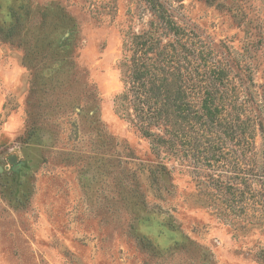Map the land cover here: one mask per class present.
<instances>
[{
  "label": "rangeland",
  "instance_id": "374dc122",
  "mask_svg": "<svg viewBox=\"0 0 264 264\" xmlns=\"http://www.w3.org/2000/svg\"><path fill=\"white\" fill-rule=\"evenodd\" d=\"M0 264H264V0H0Z\"/></svg>",
  "mask_w": 264,
  "mask_h": 264
},
{
  "label": "trees",
  "instance_id": "16d2710c",
  "mask_svg": "<svg viewBox=\"0 0 264 264\" xmlns=\"http://www.w3.org/2000/svg\"><path fill=\"white\" fill-rule=\"evenodd\" d=\"M160 6L159 3L155 4V7ZM167 14L164 13L163 18L166 20ZM166 28L170 27L175 30L174 26L171 23L164 24ZM159 39L153 34H142V35H134L130 40V49L132 50L131 57L127 64V77L128 82L130 84L128 88V92L131 94V102L135 108V112H137L136 118L138 121L143 124V127L140 126L144 133L149 132V126L152 125V122L159 117L158 109L152 106V102L154 105L157 104L156 100L162 96H165L164 101L166 103H170V91L173 82L168 83L163 78H155L156 81H159L161 84H156L154 81H150L149 78L154 76L151 75L148 71L149 57L146 53H148L153 48L155 49V55H159L158 48ZM180 93V92H179ZM174 97L177 98V94L172 93ZM128 93L123 94L121 96L122 99H127ZM151 99L153 101H151ZM168 101V102H167ZM174 105V104H173ZM182 107L177 104L174 107ZM209 111V106H205ZM183 109V108H182ZM210 113V111L208 112ZM154 138V143L156 147L159 145V135H155L151 133Z\"/></svg>",
  "mask_w": 264,
  "mask_h": 264
},
{
  "label": "bare ground",
  "instance_id": "6f19581e",
  "mask_svg": "<svg viewBox=\"0 0 264 264\" xmlns=\"http://www.w3.org/2000/svg\"><path fill=\"white\" fill-rule=\"evenodd\" d=\"M10 159H11V161H14L15 157H11Z\"/></svg>",
  "mask_w": 264,
  "mask_h": 264
},
{
  "label": "water",
  "instance_id": "95a60500",
  "mask_svg": "<svg viewBox=\"0 0 264 264\" xmlns=\"http://www.w3.org/2000/svg\"><path fill=\"white\" fill-rule=\"evenodd\" d=\"M10 161H11V159H10Z\"/></svg>",
  "mask_w": 264,
  "mask_h": 264
}]
</instances>
